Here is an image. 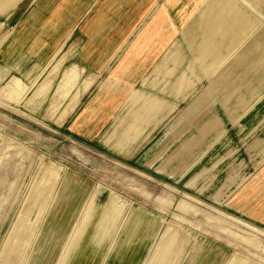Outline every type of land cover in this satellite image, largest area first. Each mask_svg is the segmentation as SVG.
<instances>
[{
  "label": "rangeland",
  "instance_id": "rangeland-1",
  "mask_svg": "<svg viewBox=\"0 0 264 264\" xmlns=\"http://www.w3.org/2000/svg\"><path fill=\"white\" fill-rule=\"evenodd\" d=\"M21 4L0 14V44ZM138 23L130 67L90 106L88 81L63 82L68 48L0 67V264H96L125 228L149 241L140 264H264V221L235 211L236 188L264 190V0H158ZM208 24L229 42L206 74ZM144 98L165 106L148 124ZM58 219L64 248L43 229Z\"/></svg>",
  "mask_w": 264,
  "mask_h": 264
},
{
  "label": "crops",
  "instance_id": "crops-1",
  "mask_svg": "<svg viewBox=\"0 0 264 264\" xmlns=\"http://www.w3.org/2000/svg\"><path fill=\"white\" fill-rule=\"evenodd\" d=\"M157 1L9 0L8 3L4 2L2 6L0 5V14L4 13L7 8L10 9L15 6L17 2H22L21 6H26L29 3L30 5L23 13L20 12V14L17 13L10 16L9 19L7 18L9 24L16 23L7 39L5 36L1 39V42L4 39L5 41L0 44V67L15 68L18 66L17 62L35 56H38V60L49 57L48 63L53 60V57L68 48L65 60L62 62V66L68 67L63 73V82L70 83L78 76V84L88 81L89 86L85 90L81 89L82 96L80 95L79 99L88 98L90 100L92 98L88 104L90 106L102 99L101 96L95 94L96 85L100 80L109 76L110 70H123L130 67V53H135L138 48L131 50L129 38L134 32L133 30L137 28L138 22L143 20L149 9ZM153 26L155 25L150 23L147 29L141 30V37L147 43V30H152ZM213 26L211 28L208 24L197 51L203 59L211 58V68L209 67L210 69L205 71L206 74L217 69L225 61L222 50L229 42V40L226 41V35L220 31L221 29L219 30V25ZM238 40L239 38L232 43L230 42L231 47ZM145 46L147 47V44ZM155 51L158 52L159 49ZM31 60L34 59L31 58ZM121 75V71L118 70L115 77L120 78ZM123 77L121 76L122 79ZM113 79L114 77L109 82H115ZM131 79L123 82L131 83L133 82ZM135 96L133 94L129 100H133ZM142 103H144L142 107L144 115L141 116H143L142 122L145 124H148L165 107L156 98H144ZM242 115L243 113L240 117ZM237 121L239 120L234 121L235 124ZM85 136L89 137L88 135ZM242 189L237 190L236 188L235 191L237 198L241 196L239 198L241 200L235 202V211L245 214L250 219L264 221V190L261 191L258 188L255 194L246 193L245 195L244 193L241 195L239 191ZM67 196L76 198L77 194L68 193ZM235 199L236 197L233 198L234 201H236ZM73 212L76 213V209ZM59 224H61L59 219L57 223L55 220H49L43 229L44 231L57 230L60 235L64 231V236L66 235L62 246L64 248L72 226L68 229L70 227L69 222L65 226ZM127 225H130L129 222ZM133 233L132 231L129 233V230L125 228L117 238L113 236L112 239H108V242L107 240L105 243L98 242V250H96L93 258V260L96 259V264H140L149 241L136 240L132 237ZM96 239L98 238L91 236L87 240L86 248L90 249L94 246L93 242ZM90 254L92 255L91 252Z\"/></svg>",
  "mask_w": 264,
  "mask_h": 264
}]
</instances>
